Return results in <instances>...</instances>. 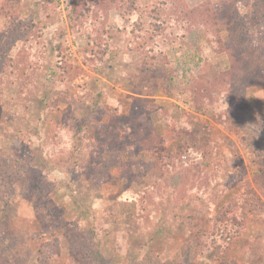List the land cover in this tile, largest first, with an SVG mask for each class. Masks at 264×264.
<instances>
[{
  "label": "rangeland",
  "instance_id": "rangeland-1",
  "mask_svg": "<svg viewBox=\"0 0 264 264\" xmlns=\"http://www.w3.org/2000/svg\"><path fill=\"white\" fill-rule=\"evenodd\" d=\"M0 264H264V0H0Z\"/></svg>",
  "mask_w": 264,
  "mask_h": 264
},
{
  "label": "trees",
  "instance_id": "trees-1",
  "mask_svg": "<svg viewBox=\"0 0 264 264\" xmlns=\"http://www.w3.org/2000/svg\"><path fill=\"white\" fill-rule=\"evenodd\" d=\"M84 117H79L78 121H77V128L75 129L74 133H73V144L74 147L71 151V153H73V156H75L76 152H82L83 151V146L85 144V134H86V127H87V121L84 120ZM95 236V235H94ZM94 236H90L92 241H94V243H96V249L94 250L92 253V256L94 259L103 258V255L100 252L101 249V242L100 241H96Z\"/></svg>",
  "mask_w": 264,
  "mask_h": 264
}]
</instances>
